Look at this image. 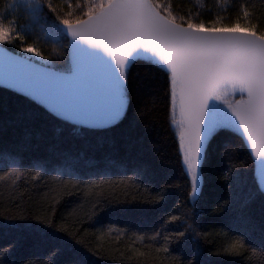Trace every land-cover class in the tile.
<instances>
[{
	"label": "trees",
	"instance_id": "16d2710c",
	"mask_svg": "<svg viewBox=\"0 0 264 264\" xmlns=\"http://www.w3.org/2000/svg\"><path fill=\"white\" fill-rule=\"evenodd\" d=\"M161 2L173 16L264 29V0ZM53 3L74 19L86 0ZM0 13L16 17L11 41L0 44L22 54L31 43L48 66L69 69L68 37L44 0H0ZM127 88L119 123L93 129L0 87V264H264V196L241 137L222 130L210 140L192 204L168 123L166 73L136 61Z\"/></svg>",
	"mask_w": 264,
	"mask_h": 264
},
{
	"label": "snow or ice",
	"instance_id": "6c2138e0",
	"mask_svg": "<svg viewBox=\"0 0 264 264\" xmlns=\"http://www.w3.org/2000/svg\"><path fill=\"white\" fill-rule=\"evenodd\" d=\"M41 2L36 0L37 5ZM44 2L58 14L74 39L86 40L109 53L124 79L128 63L141 55L166 69V103L170 100L172 123L179 129L177 151L190 179L193 200L201 188L202 153L220 131L239 128L258 160L264 155V29L238 21L247 30L240 32L233 31L232 23H202L190 17L173 16L161 0H86L74 19L66 18L53 0ZM15 19L8 13H0L3 32L0 42L11 41L16 31ZM141 47L152 55L137 53L136 49ZM24 50L43 56L31 43H26ZM236 95L240 99H235ZM213 98L223 101L227 110L211 106ZM117 103L119 115L103 126H113L122 119L126 101ZM257 176L259 195L264 196V162H260ZM254 199L255 195L247 203ZM228 203L226 200L220 210ZM29 215L55 225L54 219L47 215L19 213L15 217L23 219ZM184 234L181 231L175 237H165V243L170 246ZM177 264H194V258Z\"/></svg>",
	"mask_w": 264,
	"mask_h": 264
},
{
	"label": "water",
	"instance_id": "95a60500",
	"mask_svg": "<svg viewBox=\"0 0 264 264\" xmlns=\"http://www.w3.org/2000/svg\"><path fill=\"white\" fill-rule=\"evenodd\" d=\"M60 28L69 40L68 70H58L41 64L0 44V87L28 97L53 115L72 124L93 129L108 127L103 126L105 122L119 115L118 101H126L122 107L124 116L129 101L127 76L134 62L146 61L166 71L162 65L155 61H148L141 55L128 63L126 79H124L111 55L103 48L92 45L86 40L74 39L63 24H60ZM233 31L247 30L233 29ZM136 52L152 55L142 47L136 49ZM228 99L231 100L233 97ZM235 99H240V96L236 95ZM210 105L227 110L226 104L215 98L210 101ZM172 119L169 100L168 123L178 146L179 129L172 123ZM229 131L240 136L245 143L253 160L254 176L259 187L257 172L260 162H264V155H261L258 160L239 128L233 127ZM206 149L202 153L201 188L198 189L195 200L191 197L190 188L189 199L192 204L197 200L203 186L202 166ZM179 155L183 170L188 177L182 155ZM188 180L190 183L189 177Z\"/></svg>",
	"mask_w": 264,
	"mask_h": 264
},
{
	"label": "rangeland",
	"instance_id": "374dc122",
	"mask_svg": "<svg viewBox=\"0 0 264 264\" xmlns=\"http://www.w3.org/2000/svg\"><path fill=\"white\" fill-rule=\"evenodd\" d=\"M22 53V55L23 56H25V57H27V58H29V59H31V60H34V61H36V62H39V63H41V64H44V65H47L48 66V64H46L45 62H43L42 60H40V59H38V57H36V56H34V54L33 53H29V52H21ZM50 66V65H49Z\"/></svg>",
	"mask_w": 264,
	"mask_h": 264
}]
</instances>
